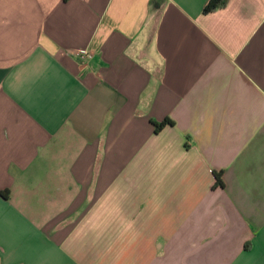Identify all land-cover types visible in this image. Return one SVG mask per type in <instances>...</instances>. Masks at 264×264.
I'll return each mask as SVG.
<instances>
[{"label":"crops","instance_id":"0c3cea01","mask_svg":"<svg viewBox=\"0 0 264 264\" xmlns=\"http://www.w3.org/2000/svg\"><path fill=\"white\" fill-rule=\"evenodd\" d=\"M207 2L0 0V264H264V0Z\"/></svg>","mask_w":264,"mask_h":264},{"label":"trees","instance_id":"16d2710c","mask_svg":"<svg viewBox=\"0 0 264 264\" xmlns=\"http://www.w3.org/2000/svg\"><path fill=\"white\" fill-rule=\"evenodd\" d=\"M228 0H208L207 4L205 5L204 9H203V13H211L213 11H215L216 9L223 7L227 4ZM171 124L170 122H168L167 120L160 122L159 124H157V127H163L166 124ZM221 174L219 173L216 175L217 178V182L221 183Z\"/></svg>","mask_w":264,"mask_h":264},{"label":"built area","instance_id":"2783aa9c","mask_svg":"<svg viewBox=\"0 0 264 264\" xmlns=\"http://www.w3.org/2000/svg\"><path fill=\"white\" fill-rule=\"evenodd\" d=\"M78 54L79 58L82 60H89L93 57V52L89 49H80Z\"/></svg>","mask_w":264,"mask_h":264}]
</instances>
